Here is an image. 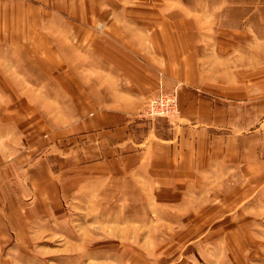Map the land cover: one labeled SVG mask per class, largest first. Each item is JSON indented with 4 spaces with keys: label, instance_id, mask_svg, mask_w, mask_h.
<instances>
[{
    "label": "rangeland",
    "instance_id": "374dc122",
    "mask_svg": "<svg viewBox=\"0 0 264 264\" xmlns=\"http://www.w3.org/2000/svg\"><path fill=\"white\" fill-rule=\"evenodd\" d=\"M164 6L165 18L205 34L194 62L197 84L264 85V0H164ZM235 33L246 41L236 42ZM241 46L257 51L237 62ZM5 49L0 46V264H264V188L241 175L107 180L69 171L60 178L58 159L68 147L60 129L75 118V102L54 84L47 100L31 93L28 73L37 63L26 54L4 60ZM162 89L175 92L177 114L141 118ZM178 114L176 86H160L136 117L161 125ZM46 158L52 176L59 173L36 189L27 170Z\"/></svg>",
    "mask_w": 264,
    "mask_h": 264
},
{
    "label": "crops",
    "instance_id": "0c3cea01",
    "mask_svg": "<svg viewBox=\"0 0 264 264\" xmlns=\"http://www.w3.org/2000/svg\"><path fill=\"white\" fill-rule=\"evenodd\" d=\"M168 10L164 0H0L4 60L28 55L37 63L28 73L30 92L47 100L54 84L75 102V118L60 129L68 147L59 177L236 174L263 189L264 85L197 84L194 62L205 34L165 18ZM255 51L241 46L236 61ZM160 86H176L177 118L161 125L138 119ZM48 165L37 160L27 170L36 189L54 183L59 172L52 176Z\"/></svg>",
    "mask_w": 264,
    "mask_h": 264
},
{
    "label": "built area",
    "instance_id": "2783aa9c",
    "mask_svg": "<svg viewBox=\"0 0 264 264\" xmlns=\"http://www.w3.org/2000/svg\"><path fill=\"white\" fill-rule=\"evenodd\" d=\"M158 92L151 98L141 113V118L154 119L164 117L171 119L178 112L174 91Z\"/></svg>",
    "mask_w": 264,
    "mask_h": 264
}]
</instances>
